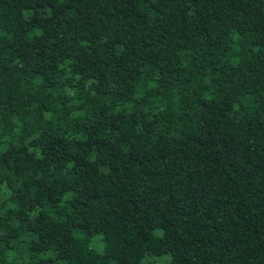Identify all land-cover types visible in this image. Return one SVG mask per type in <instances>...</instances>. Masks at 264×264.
I'll use <instances>...</instances> for the list:
<instances>
[{"label":"trees","instance_id":"trees-1","mask_svg":"<svg viewBox=\"0 0 264 264\" xmlns=\"http://www.w3.org/2000/svg\"><path fill=\"white\" fill-rule=\"evenodd\" d=\"M166 257L264 264V0H0V264Z\"/></svg>","mask_w":264,"mask_h":264},{"label":"rangeland","instance_id":"rangeland-1","mask_svg":"<svg viewBox=\"0 0 264 264\" xmlns=\"http://www.w3.org/2000/svg\"><path fill=\"white\" fill-rule=\"evenodd\" d=\"M157 261L161 264V263L167 261V257H166V258H158ZM159 263H158V264H159Z\"/></svg>","mask_w":264,"mask_h":264}]
</instances>
